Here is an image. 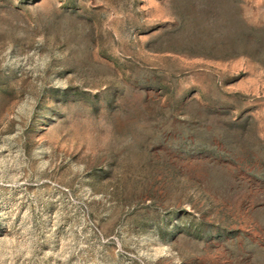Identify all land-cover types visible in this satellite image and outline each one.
I'll return each instance as SVG.
<instances>
[{"label": "rangeland", "instance_id": "obj_1", "mask_svg": "<svg viewBox=\"0 0 264 264\" xmlns=\"http://www.w3.org/2000/svg\"><path fill=\"white\" fill-rule=\"evenodd\" d=\"M0 264H264V0H0Z\"/></svg>", "mask_w": 264, "mask_h": 264}]
</instances>
